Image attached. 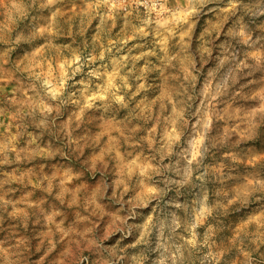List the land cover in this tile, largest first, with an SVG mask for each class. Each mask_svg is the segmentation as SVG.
Listing matches in <instances>:
<instances>
[{
  "label": "clouds",
  "instance_id": "1",
  "mask_svg": "<svg viewBox=\"0 0 264 264\" xmlns=\"http://www.w3.org/2000/svg\"><path fill=\"white\" fill-rule=\"evenodd\" d=\"M0 264H264V0H0Z\"/></svg>",
  "mask_w": 264,
  "mask_h": 264
}]
</instances>
